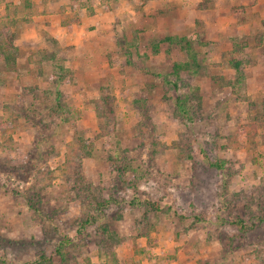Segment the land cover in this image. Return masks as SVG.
<instances>
[{
    "label": "rangeland",
    "instance_id": "rangeland-1",
    "mask_svg": "<svg viewBox=\"0 0 264 264\" xmlns=\"http://www.w3.org/2000/svg\"><path fill=\"white\" fill-rule=\"evenodd\" d=\"M40 256L264 264V0H0V264Z\"/></svg>",
    "mask_w": 264,
    "mask_h": 264
},
{
    "label": "trees",
    "instance_id": "trees-1",
    "mask_svg": "<svg viewBox=\"0 0 264 264\" xmlns=\"http://www.w3.org/2000/svg\"><path fill=\"white\" fill-rule=\"evenodd\" d=\"M13 50L15 52V49H13ZM11 58H12V56L8 55V59H11ZM175 75H176V73H175ZM238 80H240V79H238ZM164 82L165 83H171L174 88L177 87V84L175 81H164ZM58 93L60 94L59 90H58ZM177 106H178V109L181 113H185L187 111L185 104H184V101L182 99L177 100ZM211 164L216 166V167H221V164L219 162H215V163H211ZM147 203L150 205L151 208H153V210H156L159 208L157 203H152V202H147ZM234 224L237 225L242 230H245V228H246V226L244 225V223L241 220L235 221ZM102 231L106 234L107 239L118 240V236L113 231H110L107 227H104L102 229ZM56 250L58 251L59 254H61V251L59 248H56ZM39 258H40V260L37 261V264H52L51 260L46 258L45 256H40ZM1 264H7V263L5 260H2Z\"/></svg>",
    "mask_w": 264,
    "mask_h": 264
}]
</instances>
